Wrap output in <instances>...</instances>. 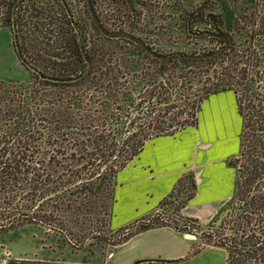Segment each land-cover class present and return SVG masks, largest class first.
Here are the masks:
<instances>
[{
	"label": "rangeland",
	"instance_id": "obj_1",
	"mask_svg": "<svg viewBox=\"0 0 264 264\" xmlns=\"http://www.w3.org/2000/svg\"><path fill=\"white\" fill-rule=\"evenodd\" d=\"M9 1L0 0V80L29 86L32 85L34 75L18 61L11 45L9 26L5 20L6 3ZM49 1L50 24L46 36L50 42L49 45H44L43 24L36 22L39 28L37 29V26L34 29L32 13L30 18L27 15H20V19L19 16L18 25L20 23V26L23 25L24 28L18 27V36L23 49L22 55L26 62L27 60L30 62V65L33 63L46 72L65 70L62 66L55 65L67 66L66 70L74 66L76 71L81 68V62L69 51L74 41L71 38V28L59 1ZM65 1L71 6L70 0ZM120 1L123 5H120ZM120 1L99 0L98 16L100 26L107 31L119 32L118 36H104L93 30L87 16L73 15V20H71L78 28L79 26L84 27L83 34L81 30L79 31V41L82 49L89 54L91 61L88 74L90 79L88 80H92L93 83L89 85L90 91L88 92L99 101L104 97H107L106 100H111V95L116 99L120 93L124 92L128 97L121 107L116 108L119 114L111 113L110 123L107 124L111 126L107 139L111 141L112 148L109 147L111 153L106 156L107 160L104 164L110 163L116 166L121 156L124 155L121 152L127 149L131 142L139 139L144 130L145 132L148 130L146 127L150 122L162 117L163 120L167 119L170 113L176 112L174 107L183 110L177 121L181 116H185V112L191 111L192 114L190 117L186 116L185 123L181 126L150 135L146 140L154 136L179 133L187 127L194 126L195 121L194 129L200 130L205 121L211 117L207 102L205 101L202 108L200 102L207 97L208 93H216L217 97L213 95L209 99L212 104L218 100L216 102L220 106L216 121L221 122L222 119L227 118L229 112H232L234 119L231 127L236 145L229 158L234 159L233 166H230L233 176L230 194L210 222L198 225L193 218L182 216L177 212L179 218L188 224L189 231L182 230L181 232L168 228L180 234H192L194 249L204 245L220 246L217 243L224 242L237 243L240 239L234 233L235 220L231 210L234 206L233 189L236 174L234 165L239 164L237 150L244 110L248 105L259 104L258 99L260 98L262 99L261 104L264 103V0H133L130 16L124 0ZM22 3L24 8L26 4L34 3L35 7L39 8L34 10L43 13V0H24ZM243 12L250 13L251 19L246 18V23L237 20V16ZM41 14L39 21H42ZM208 15L214 21L213 27L206 21ZM220 33L225 35L227 42L215 36ZM248 33H251V36L244 38ZM223 44H225L223 49L214 55L207 56ZM171 53L187 57L171 56L157 67L156 56ZM86 86L85 82L74 89L81 90ZM67 89L72 90L73 87H67ZM50 90L54 92L53 88ZM162 97L166 98L167 103H163ZM170 103L173 109L167 108V112L161 114L164 106ZM156 114L157 118L154 117ZM180 177L183 181L177 183ZM189 180L192 182L190 175L183 172L174 182L184 189L181 196L174 193L179 197L175 207L178 211L187 200L185 194L188 197L193 194V189L189 190ZM110 184L112 186V179ZM225 208L227 209L226 214L221 217L218 224L214 225L213 221ZM100 209L99 202H94L92 211L81 214L82 217H72L67 227L68 240L41 226L31 225L32 223L21 225L28 232L30 231L31 235H39L43 246H56L73 251L77 247H89L93 243H99L101 246L102 243L107 244V241L99 237L102 233L112 236L122 231L123 234L128 233L130 237L139 231L162 224L159 219L155 218L150 222L153 227L138 231L134 229L137 222L144 221V218H138L112 230L106 227V222L104 223L101 218ZM174 211L171 210L169 213L166 211L162 219L171 220L170 216ZM86 232L89 233L80 239V236ZM78 243L81 244L77 245ZM230 261L232 264H264V257L233 254Z\"/></svg>",
	"mask_w": 264,
	"mask_h": 264
},
{
	"label": "trees",
	"instance_id": "obj_2",
	"mask_svg": "<svg viewBox=\"0 0 264 264\" xmlns=\"http://www.w3.org/2000/svg\"><path fill=\"white\" fill-rule=\"evenodd\" d=\"M13 1L6 3L7 23ZM249 16L250 13L243 12L237 16V20L246 23V18L251 19ZM36 22L42 23L45 28L46 24L49 26L50 18L45 20L42 17V21ZM210 23L213 27L211 16ZM250 34L244 38L250 37ZM46 36L44 29V45H49ZM215 36L225 41L224 34ZM16 38L19 50L15 54L18 61L30 65L22 55L18 34ZM71 38L74 41L69 51L80 60V69L75 71L73 66L69 71L66 70L67 66L53 64L62 66L66 71L58 69L56 72H46L32 63L30 66L49 79L38 78L29 71L34 75L32 85L29 86L0 80V232L23 223H33L67 239V227L72 217L92 211L94 202H99L101 218L105 223L113 173L139 151L143 140L150 135L181 126L185 123L186 116L190 117L192 114L191 111L185 112V116H181L179 121V114L183 110L177 107H174L176 112L170 113L167 119H159L156 114L154 117L157 119L150 122L146 127L148 130H144L139 139L131 142L121 152L124 155L116 166L104 164L106 156L111 153L109 147L112 148L111 141L107 139L111 126L107 124L110 123L111 113L119 114L116 108L121 107L128 97L124 92L116 99L113 95L111 100H106L107 97L101 101L94 99V95L88 92L89 85L93 83L88 80L90 56L82 48L79 51L73 33ZM160 64L157 62V67ZM85 82V88L74 89ZM67 87L73 89L69 90ZM162 100L164 102H161L167 103L165 97ZM258 100L259 104L246 106L240 125L237 150L239 164L234 165V206L231 208L235 220L234 233L240 241L217 243L225 251V264H232L230 258L233 254L264 257V103L261 104V98ZM171 107V103L164 106L161 114ZM233 160L229 159L230 166H233ZM181 181L182 177L177 183ZM177 183L176 194L181 190ZM191 188L193 189V184L190 181L189 190ZM185 197L188 199L190 196L185 194ZM166 202L163 198L156 208ZM169 203L174 210L176 200ZM141 218L144 221L137 222L134 228L138 231L153 227L150 222L155 218L162 224L154 227L167 226L181 232L189 231L188 224L179 216L178 223L164 221L162 215L151 212ZM87 233L89 232L80 236V239ZM128 235L120 231L112 236L102 233L99 237L109 244H117Z\"/></svg>",
	"mask_w": 264,
	"mask_h": 264
},
{
	"label": "crops",
	"instance_id": "obj_3",
	"mask_svg": "<svg viewBox=\"0 0 264 264\" xmlns=\"http://www.w3.org/2000/svg\"><path fill=\"white\" fill-rule=\"evenodd\" d=\"M215 94L208 93L200 102L201 108L207 102L211 110L210 119L200 130L194 129L195 121L179 133L151 137L113 173L106 227L114 230L149 214L183 172L190 175L194 188L178 212L198 225L215 217L231 191L233 176L228 160L236 145L232 112L222 123L216 121L218 100L214 98V104L209 101L213 95L217 97ZM193 241L160 226L139 231L117 244L93 243L71 251L43 246L39 235H31L19 225L0 232V264H225L222 247L194 249Z\"/></svg>",
	"mask_w": 264,
	"mask_h": 264
},
{
	"label": "flooded vegetation",
	"instance_id": "obj_4",
	"mask_svg": "<svg viewBox=\"0 0 264 264\" xmlns=\"http://www.w3.org/2000/svg\"><path fill=\"white\" fill-rule=\"evenodd\" d=\"M23 1L14 0L12 2L11 6H10V10H9V19H8V23H7L8 26H9L10 41H11V29L13 28L15 44H16V48H17L16 51L19 50L18 44H17V38H16V34H18V27L19 28L21 27L22 29H24L23 25L20 26V23L18 25L19 16L20 15H23V16L27 15V17L30 18V14L32 13L33 20H34L33 27L35 29V27H37L36 21L39 20V15L41 14L40 12L37 11L39 8L35 7L34 3L26 4V7L24 8L23 3H22ZM70 2H71V6L72 5L75 6L76 9L73 6H72L73 7L72 8L68 4V2H66L65 0H60L61 7H62V9L65 12L66 19H68V21H69L71 32L73 33V35L75 37L76 44L78 46L79 51H81V48H82L81 45H80V41H79V39H80L79 31L81 30V34H83L84 33L83 32L84 27L82 26L80 28V26H79V28H78L76 26V24H73L71 22V20H73L72 19L73 15L78 16V17L87 16L89 22L92 25L93 30H96L98 33H101L104 36H116V35H112V34L107 35V33H119V32H115V31H107V30H105L104 28H102L100 26V22L98 20V16H99V0H70ZM132 2H133V0H124V5H125V7L127 9V13L129 14V16H130V13H132V8H133V3ZM38 4L42 5L41 3H38ZM43 5H44L43 13L41 15L46 20V19H49L50 12H51L50 11V1L49 0H43ZM120 5H123V3L121 2ZM34 9H37V10H34ZM11 10H12V17H14L15 21H12L13 18L10 16L11 15ZM22 11H23V13H22ZM20 19H21V16H20ZM206 21L212 27V25L210 23V16L209 15L206 17ZM47 28H49V26L46 24L45 28H44L45 29V36L47 35L46 34ZM20 33H22V32H20ZM224 39H225L224 42L228 41L225 36H224ZM11 45H12V48H13L12 41H11ZM13 51L16 52L14 49H13ZM82 56H83V54H82ZM157 57L158 56H156V59H157ZM157 62H158V59H157Z\"/></svg>",
	"mask_w": 264,
	"mask_h": 264
},
{
	"label": "water",
	"instance_id": "obj_5",
	"mask_svg": "<svg viewBox=\"0 0 264 264\" xmlns=\"http://www.w3.org/2000/svg\"><path fill=\"white\" fill-rule=\"evenodd\" d=\"M11 14H12V12H11ZM101 32H102V31H101ZM110 34H112V35H116V36L120 35L119 33H107V35H110ZM11 41H12V44H13V49L16 51L17 48H16V44H15V38H14L13 28L11 29ZM224 45H225V44H223L221 47H219V48H218L217 50H215L214 52L208 54L207 56H211V55L216 54L218 51H220V50L224 47ZM171 56H172V57H183V58L187 57V56H180V55L177 54V53H171V54H166V55H164V56H158V57H157V59H158V65H159L163 60H165V59H167L168 57H171ZM207 56H206V57H207ZM199 57H203V56H199ZM192 58H194V57H192ZM20 62H21V64H23V66H25V67L27 68V70H29V71L35 73V74L37 75L38 78H46V79H49V78H47V77L41 75V74H40L37 70H35L32 66H30V65H28V64H26V63H24L23 61H20ZM85 66H87V61H85ZM226 212H227V209H226V208L223 209V210L218 214L217 218L213 221V224H214V225L218 224V222L220 221L221 217L224 216V215L226 214ZM182 234H183V236L186 237V238H193V235H192V234H189V233H182Z\"/></svg>",
	"mask_w": 264,
	"mask_h": 264
},
{
	"label": "built area",
	"instance_id": "obj_6",
	"mask_svg": "<svg viewBox=\"0 0 264 264\" xmlns=\"http://www.w3.org/2000/svg\"><path fill=\"white\" fill-rule=\"evenodd\" d=\"M181 188V187H179ZM177 190V187H176V184H173L172 186V189L171 191L169 192V194L167 196L164 197V200L167 201L166 203L162 204L159 208H155L151 211V213H155V214H160V215H163V213H166V211L169 213L171 212V206H170V203L169 202H172L174 203L175 200H177L179 197L178 196H181L182 192H183V188H181V190L179 191V195L177 197H175V192ZM174 213L171 214V221L172 222H177L179 221V214H177L178 210L174 209ZM151 215H154V214H151ZM142 220H140L139 222H141ZM136 223V222H135Z\"/></svg>",
	"mask_w": 264,
	"mask_h": 264
}]
</instances>
